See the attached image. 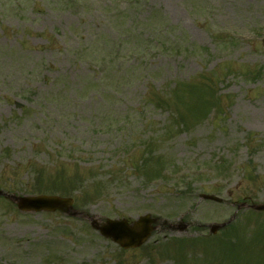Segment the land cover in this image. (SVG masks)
<instances>
[{
    "label": "rangeland",
    "instance_id": "rangeland-1",
    "mask_svg": "<svg viewBox=\"0 0 264 264\" xmlns=\"http://www.w3.org/2000/svg\"><path fill=\"white\" fill-rule=\"evenodd\" d=\"M134 2L0 0V190L70 196L81 213H22L1 198L0 264H184L178 238L194 237L197 247L182 248L186 264H264V217L235 212L244 199L264 204V74L251 83L237 75L264 68V0ZM219 30L233 47L213 41ZM219 80L223 115L196 126L190 98ZM151 93L171 109L149 105ZM178 109L191 129L171 136ZM145 139L157 141L147 180L169 169L149 184L135 170ZM144 214L157 229L129 251L85 218ZM233 215L238 233L207 243V224ZM233 243L238 262L226 259Z\"/></svg>",
    "mask_w": 264,
    "mask_h": 264
},
{
    "label": "water",
    "instance_id": "water-1",
    "mask_svg": "<svg viewBox=\"0 0 264 264\" xmlns=\"http://www.w3.org/2000/svg\"><path fill=\"white\" fill-rule=\"evenodd\" d=\"M212 198V197H209ZM17 201V206L22 211H41L55 209L62 210L71 207V200H64L53 197H25L13 198ZM256 209H264V206L256 207ZM154 222L148 215L139 218L133 225H128L125 220L112 221L106 220L104 224L99 226L96 222H92V226L100 231V233L111 238L123 248H134L140 246L150 235L152 228L150 225ZM216 227L212 229L214 232Z\"/></svg>",
    "mask_w": 264,
    "mask_h": 264
},
{
    "label": "trees",
    "instance_id": "trees-1",
    "mask_svg": "<svg viewBox=\"0 0 264 264\" xmlns=\"http://www.w3.org/2000/svg\"><path fill=\"white\" fill-rule=\"evenodd\" d=\"M193 118V117H192ZM184 125V123H182ZM143 167H145V164H143Z\"/></svg>",
    "mask_w": 264,
    "mask_h": 264
}]
</instances>
